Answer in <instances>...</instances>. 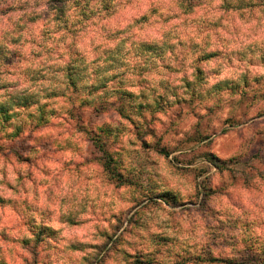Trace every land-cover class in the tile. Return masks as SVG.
I'll use <instances>...</instances> for the list:
<instances>
[{
	"label": "clouds",
	"instance_id": "1",
	"mask_svg": "<svg viewBox=\"0 0 264 264\" xmlns=\"http://www.w3.org/2000/svg\"><path fill=\"white\" fill-rule=\"evenodd\" d=\"M0 264H264V0H0Z\"/></svg>",
	"mask_w": 264,
	"mask_h": 264
}]
</instances>
